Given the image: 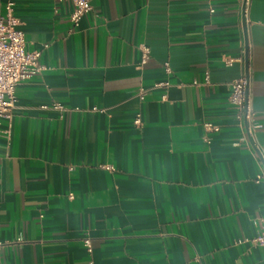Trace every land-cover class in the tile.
I'll use <instances>...</instances> for the list:
<instances>
[{"label": "crops", "instance_id": "0c3cea01", "mask_svg": "<svg viewBox=\"0 0 264 264\" xmlns=\"http://www.w3.org/2000/svg\"><path fill=\"white\" fill-rule=\"evenodd\" d=\"M89 2L16 1L42 70L0 118V264H264V0ZM241 74L260 128L233 145Z\"/></svg>", "mask_w": 264, "mask_h": 264}, {"label": "built area", "instance_id": "2783aa9c", "mask_svg": "<svg viewBox=\"0 0 264 264\" xmlns=\"http://www.w3.org/2000/svg\"><path fill=\"white\" fill-rule=\"evenodd\" d=\"M17 0H7L4 7V13L0 16V118H7L15 108V89L23 81H26L39 74L42 67L38 63L40 53L38 51L26 52L24 49V38L21 31L18 30L19 21L14 16V7ZM90 0H72L74 8L70 15L73 26H77L79 20L90 10ZM247 0H245L246 2ZM148 51L143 49L142 62L147 58ZM234 59L226 58L224 63L231 66ZM165 72H169L167 64L164 65ZM208 81V76H205ZM249 79L246 74H241L234 79L229 85L228 102L235 110V118L242 128V135L238 141L233 143H247L253 137L254 132L260 128L255 121V113L253 111L250 99L248 97ZM167 82L158 83L155 87L167 88ZM139 98L142 100L144 90L138 92ZM53 109L62 110L60 104L51 105ZM45 109L46 106H41ZM135 126L141 125L140 114H136L133 119ZM207 132H217L218 128L211 123L203 125ZM254 157L259 163V172L254 177L255 183L264 184V153L258 149H254ZM254 242L264 249V220L260 223V232ZM83 244L86 251L90 252V241L84 239Z\"/></svg>", "mask_w": 264, "mask_h": 264}]
</instances>
